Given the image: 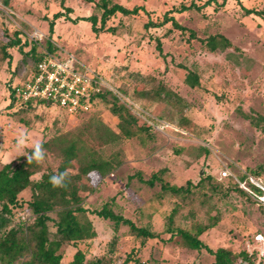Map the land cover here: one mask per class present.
<instances>
[{"label": "rangeland", "instance_id": "rangeland-1", "mask_svg": "<svg viewBox=\"0 0 264 264\" xmlns=\"http://www.w3.org/2000/svg\"><path fill=\"white\" fill-rule=\"evenodd\" d=\"M113 1L129 8L143 5L147 12L115 13L106 23L114 29L95 33L90 22L79 19L91 13L99 18L95 3L63 0V5L72 10L67 15L69 19L58 17L50 34L49 20L54 13L65 10L60 0H0V44L16 30L21 42H26L21 49L9 48V58L3 57L0 50V165L27 154L33 141L48 140L44 162L35 163L32 178H37L43 170L57 168L60 147L72 139L77 140L80 155L92 151L118 163L106 175L95 172L84 177L83 205L100 208L115 196L116 212L137 225L148 226L158 236L141 244V238L131 235L126 226H116L88 212L96 236L76 245L64 242L59 249L63 264L77 248L84 250L88 258L106 253L114 236L117 241L112 264H121L131 250L135 251L132 257L139 261L128 264H211L213 256L204 249L184 246L178 237L168 239V225L192 233L198 226L211 225L200 238L212 248L228 247L237 253L247 245L253 246L255 232L264 234L263 207L233 188L231 179L222 176V171L228 168L239 176L244 171H258L264 184V0H226L224 5L206 4V0ZM241 5L262 13L246 14ZM165 12L172 14L184 29L174 28L170 22L144 28L148 20L160 22ZM35 29L43 32L42 42L34 39ZM219 34L230 45L211 51L206 39ZM157 37L162 55L156 49ZM48 40L62 48L56 50L61 58L67 57V51L75 54L107 82L109 89L105 90L110 93L105 100L97 101L89 113L68 115L54 103L26 114H14L7 107L8 81L23 78L31 67L24 52L33 46L40 54ZM188 71L197 74V86L185 82ZM136 72L155 80L136 79ZM158 81L182 99L177 107L164 101L138 99L150 109L147 111L132 100L135 91L156 86ZM113 95L124 96L139 124H149L154 117L167 121L173 129L168 127L162 132L153 128L152 136L142 132L123 136L118 118L110 110ZM122 98H118L120 103ZM182 117L187 120L185 128L179 125ZM260 118L263 121L256 128L251 120ZM20 130L29 134V146L22 151L16 147ZM81 158L74 160L73 172ZM161 168V176L168 184L178 186L187 180L195 183L204 179L185 196L161 191L159 182L150 186L136 178L128 179L138 171L147 178ZM240 178L248 183L246 176ZM29 195L26 191L21 197ZM21 212L16 210L14 214L21 220L29 218L28 209ZM49 229L54 232L52 223Z\"/></svg>", "mask_w": 264, "mask_h": 264}, {"label": "trees", "instance_id": "trees-1", "mask_svg": "<svg viewBox=\"0 0 264 264\" xmlns=\"http://www.w3.org/2000/svg\"><path fill=\"white\" fill-rule=\"evenodd\" d=\"M86 1L95 3L94 7L100 11L99 18L96 13H91L88 16H81L79 19L90 22L91 29L95 33L111 32L114 27L106 23L115 13L135 15L140 10L147 12L143 5H134L129 8L113 0ZM60 2L65 10L64 12L58 11L54 13L52 19L49 20L48 30L50 34L53 33L55 20L60 16L68 18V13L72 11L71 7L63 5V0H60ZM211 2L224 5L226 0H221V2H218V0H206L205 3L209 4ZM241 7L246 14L262 13L261 10L245 8L242 5ZM73 21H76V18L73 19ZM166 22H170L174 28L184 29V27L177 22L175 17L168 12L163 14L160 22L148 20L143 26L145 29H148L149 27H156ZM19 36L20 33L17 30L13 31L12 35L9 36L5 42L0 44L3 57H10L9 48L18 46L21 49L22 45L26 44L25 41L21 42ZM206 44L211 51H214L217 47L225 48L229 46L230 42L222 34H219L208 36ZM46 48L54 51L56 46L51 40H48ZM156 49L159 54L162 55L161 41L158 37L156 38ZM24 55L29 58L30 61L28 60L27 63L31 66L35 65L41 57L40 54L35 52L33 46L28 51L24 52ZM134 77L136 79L155 80L152 76L143 75L139 72H136ZM185 82L191 87L197 86L199 84L197 74L193 71H188L185 76ZM7 89L10 99L7 107L12 109L11 112L14 114H26L38 107L49 106L45 101L38 102L37 105L31 102H19L11 94L8 85ZM107 93L110 92L104 89L93 99L94 102L96 103L101 99L105 100ZM134 93L135 96L132 97V100L137 104L141 103L139 105L147 111L150 109L138 99H143L148 102L164 101L173 107H177L179 102L182 101L175 92L159 81L156 86H152L149 89L142 88ZM123 95H128L126 89H123ZM118 98L120 97L117 95L112 96L110 100V110L118 118L117 126L120 133L125 137L136 136L138 132H142L146 136H152L155 132L152 124H139L137 116L130 111L126 102L123 100V102L120 103ZM14 106L16 107L14 108ZM251 121L256 128H259V122H262L263 118L253 119ZM179 125L183 128L187 127V120L182 117ZM176 127L180 128L178 125H176ZM42 142L44 149L48 148V140ZM79 149L80 147L78 146L77 140H69L60 147L61 160L57 168H47L43 170L37 178H32L36 166L35 162L31 164L27 163L26 156L30 154L31 148L28 150L27 154L19 155L10 160V163L4 162L0 165V264H63L59 249L64 242H70L76 245L77 242L90 241L96 236V229L91 219L87 216L88 212L98 217L109 219L113 221L116 226L121 224L126 226L131 235L141 238V244H144L147 239L158 236V234L152 231L148 226L137 225L130 217L123 216L121 213L116 212L114 209L116 203L115 196H111L100 208L89 209L83 205V200L86 195L84 193V189L86 188L83 184L84 177L95 172L106 175L108 172L115 169L118 163L113 162L111 159L98 157L92 151H86L80 155ZM205 152H207V150H205ZM79 157H82V161L78 165L77 170L73 172L72 166L74 160ZM65 171L69 174L68 186L66 188H53L48 182L49 176L57 172ZM163 172L164 169L161 168L152 172L147 178H144L141 172L138 171L129 175L128 179L136 178L138 181L150 186L155 182H159L161 191L169 192L174 195L182 194L183 196L191 191L192 187H197L200 181L204 179L201 177L195 183L187 180L185 185L177 186L168 184L164 181L161 176ZM258 173V171L249 172V174L260 180L261 178ZM241 175L245 176L244 173L240 174V176ZM206 177L210 176L208 175ZM229 178L231 179V186L233 188L255 200L232 179V176H229ZM260 181L262 182V180ZM251 186L255 190L261 191L257 186L253 184H251ZM26 191L30 192L29 197H21ZM255 201L258 205H261L257 200ZM262 207L264 211V206ZM24 208L29 210L30 216L28 219L21 220V216L16 217L14 211L19 210L21 212ZM17 218L19 220H17ZM169 220L171 221V216ZM49 223L54 225V232L50 231ZM210 226L211 225L198 226L196 231L192 233L188 230L179 227L172 228L168 225L166 231L170 233L168 239L178 237V241L184 246L197 250L204 249L213 256L211 264H254L255 255H249L246 248L236 253L228 247L219 246L212 248L207 245L200 238V234L206 231ZM256 233L262 232L256 231L255 234ZM116 241L117 236L112 237L109 241V249H107L106 253L93 255L90 258L86 256L84 250L77 248L72 258L64 264H112V253ZM134 252V250H131L121 264H128L131 260L139 261L138 258L132 257Z\"/></svg>", "mask_w": 264, "mask_h": 264}, {"label": "built area", "instance_id": "built-area-1", "mask_svg": "<svg viewBox=\"0 0 264 264\" xmlns=\"http://www.w3.org/2000/svg\"><path fill=\"white\" fill-rule=\"evenodd\" d=\"M33 37L42 42L44 34L35 29ZM53 44L56 46L54 51L46 47L42 48L40 59L26 71L23 78L13 77L8 81L11 94L19 102H31L37 105L38 102L45 101L48 104H57L68 115L79 116L90 112L95 105L93 99L104 89H109L107 82L101 74L82 63L75 54L67 51V57L61 58L56 52L57 48L61 47L54 42ZM118 97L124 96L118 95ZM129 102L135 108L138 107L133 102ZM153 119L155 121L150 123L158 131L163 132L168 127L173 129L167 121L154 117ZM242 173L245 174L248 183L228 168L222 171V176H232L242 189L264 206V184L253 175L245 171ZM251 184L261 191L255 190ZM253 243V246L247 245V252L249 255H255L254 264H264V235L256 233L253 236Z\"/></svg>", "mask_w": 264, "mask_h": 264}, {"label": "clouds", "instance_id": "clouds-1", "mask_svg": "<svg viewBox=\"0 0 264 264\" xmlns=\"http://www.w3.org/2000/svg\"><path fill=\"white\" fill-rule=\"evenodd\" d=\"M29 134L26 130H20L16 136V147L18 151H22L26 146H29ZM31 152L26 156L27 163L33 162L41 164L44 162L46 157V150L43 147L42 141H33L30 145ZM11 161H5L10 163ZM48 182L53 188H66L69 182V174L65 172H57L56 174L50 175Z\"/></svg>", "mask_w": 264, "mask_h": 264}, {"label": "crops", "instance_id": "crops-1", "mask_svg": "<svg viewBox=\"0 0 264 264\" xmlns=\"http://www.w3.org/2000/svg\"><path fill=\"white\" fill-rule=\"evenodd\" d=\"M4 163V162H3Z\"/></svg>", "mask_w": 264, "mask_h": 264}]
</instances>
